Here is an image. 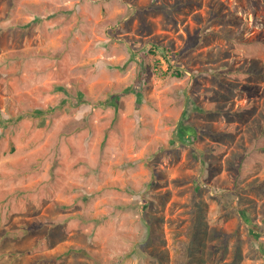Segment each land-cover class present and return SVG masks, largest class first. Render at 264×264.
Listing matches in <instances>:
<instances>
[{
	"label": "rangeland",
	"instance_id": "rangeland-1",
	"mask_svg": "<svg viewBox=\"0 0 264 264\" xmlns=\"http://www.w3.org/2000/svg\"><path fill=\"white\" fill-rule=\"evenodd\" d=\"M0 264H264V0H0Z\"/></svg>",
	"mask_w": 264,
	"mask_h": 264
}]
</instances>
